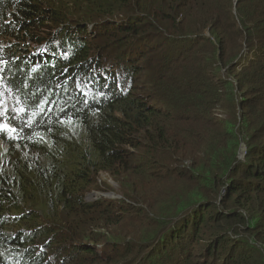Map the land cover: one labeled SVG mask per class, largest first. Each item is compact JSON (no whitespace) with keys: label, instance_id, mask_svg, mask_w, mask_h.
Segmentation results:
<instances>
[{"label":"trees","instance_id":"1","mask_svg":"<svg viewBox=\"0 0 264 264\" xmlns=\"http://www.w3.org/2000/svg\"><path fill=\"white\" fill-rule=\"evenodd\" d=\"M0 90V264H264V0H0Z\"/></svg>","mask_w":264,"mask_h":264},{"label":"rangeland","instance_id":"2","mask_svg":"<svg viewBox=\"0 0 264 264\" xmlns=\"http://www.w3.org/2000/svg\"><path fill=\"white\" fill-rule=\"evenodd\" d=\"M7 94H10L7 90H5ZM2 91L0 90V116L5 114V113H15L14 109L9 108V102H17V98L12 96L11 98L4 100L2 96ZM0 132H5V133H10L7 129L0 130ZM3 148V145L0 143V151ZM244 153H245V145L244 143H240L238 153H237V159H243L244 158ZM102 180L106 181L107 184L111 185L112 191H100V190H93V192H96L95 194H91L90 192H87L85 194V199L86 201H91L94 199H99L100 197L103 198H113V199H120L122 198V195L117 191L118 189V184L112 180H108L106 176L103 174L101 175V178H99L97 181L100 183ZM110 196V197H106Z\"/></svg>","mask_w":264,"mask_h":264},{"label":"bare ground","instance_id":"3","mask_svg":"<svg viewBox=\"0 0 264 264\" xmlns=\"http://www.w3.org/2000/svg\"><path fill=\"white\" fill-rule=\"evenodd\" d=\"M46 43V41H42L41 43H39L38 44V46H37V49H39V48H42L43 47V45ZM32 46V45H31ZM138 59V57H137V54L136 55H133L132 57H131V60L134 62V65L136 66L137 65V60ZM91 77H96V75L95 74H92V76ZM102 79H103V81H106L105 80V78L101 75V77H100V79H97V82L98 81H102ZM85 80H91V78L89 77L88 79H85ZM92 81V80H91ZM85 82V81H84ZM96 81H94V85H97L98 83H97ZM120 87V86H119ZM89 88H91V87H87V85H85V84H83V87H82V89H81V92H84V91H86V90H88ZM86 94H84V96H85ZM108 178V177H107ZM108 180H111L110 178H108Z\"/></svg>","mask_w":264,"mask_h":264},{"label":"snow or ice","instance_id":"4","mask_svg":"<svg viewBox=\"0 0 264 264\" xmlns=\"http://www.w3.org/2000/svg\"><path fill=\"white\" fill-rule=\"evenodd\" d=\"M8 129L9 131H15V129L9 128L6 124H0V130Z\"/></svg>","mask_w":264,"mask_h":264},{"label":"clouds","instance_id":"5","mask_svg":"<svg viewBox=\"0 0 264 264\" xmlns=\"http://www.w3.org/2000/svg\"><path fill=\"white\" fill-rule=\"evenodd\" d=\"M1 109V108H0ZM93 191H91L90 193H92ZM96 193V192H95ZM94 193V194H95ZM106 197H110V196H106ZM86 197H85V195H84V199H85ZM100 198H102V197H100ZM111 199H113V198H111ZM86 200V199H85ZM94 200H96V199H94ZM92 201V200H91Z\"/></svg>","mask_w":264,"mask_h":264},{"label":"water","instance_id":"6","mask_svg":"<svg viewBox=\"0 0 264 264\" xmlns=\"http://www.w3.org/2000/svg\"><path fill=\"white\" fill-rule=\"evenodd\" d=\"M95 192H92L91 194H94Z\"/></svg>","mask_w":264,"mask_h":264}]
</instances>
